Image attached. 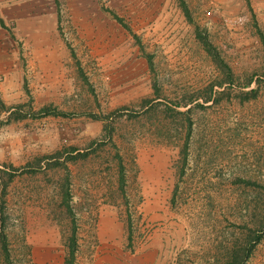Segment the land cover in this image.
Returning <instances> with one entry per match:
<instances>
[{
    "label": "rangeland",
    "instance_id": "obj_1",
    "mask_svg": "<svg viewBox=\"0 0 264 264\" xmlns=\"http://www.w3.org/2000/svg\"><path fill=\"white\" fill-rule=\"evenodd\" d=\"M0 264H264V0H0Z\"/></svg>",
    "mask_w": 264,
    "mask_h": 264
},
{
    "label": "trees",
    "instance_id": "obj_2",
    "mask_svg": "<svg viewBox=\"0 0 264 264\" xmlns=\"http://www.w3.org/2000/svg\"><path fill=\"white\" fill-rule=\"evenodd\" d=\"M185 13H186V10H185ZM204 43V42H203ZM208 43H204V46L206 47V48H208L209 49V47H208V45H207ZM215 58V57H214ZM72 256V255H71Z\"/></svg>",
    "mask_w": 264,
    "mask_h": 264
}]
</instances>
